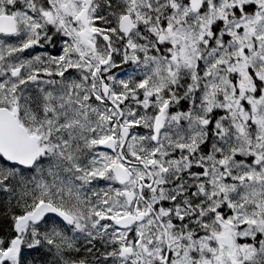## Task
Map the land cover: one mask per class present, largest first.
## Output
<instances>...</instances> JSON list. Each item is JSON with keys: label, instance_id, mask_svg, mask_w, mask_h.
Listing matches in <instances>:
<instances>
[{"label": "snow or ice", "instance_id": "6c2138e0", "mask_svg": "<svg viewBox=\"0 0 264 264\" xmlns=\"http://www.w3.org/2000/svg\"><path fill=\"white\" fill-rule=\"evenodd\" d=\"M0 264H264V0H0Z\"/></svg>", "mask_w": 264, "mask_h": 264}]
</instances>
